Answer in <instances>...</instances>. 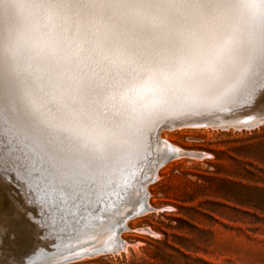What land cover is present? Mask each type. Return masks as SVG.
<instances>
[{
    "label": "clouds",
    "instance_id": "9594fccd",
    "mask_svg": "<svg viewBox=\"0 0 264 264\" xmlns=\"http://www.w3.org/2000/svg\"><path fill=\"white\" fill-rule=\"evenodd\" d=\"M264 82V0H0V124L70 178Z\"/></svg>",
    "mask_w": 264,
    "mask_h": 264
},
{
    "label": "rangeland",
    "instance_id": "374dc122",
    "mask_svg": "<svg viewBox=\"0 0 264 264\" xmlns=\"http://www.w3.org/2000/svg\"><path fill=\"white\" fill-rule=\"evenodd\" d=\"M0 125L4 136L8 127ZM161 138L181 153L148 187L153 211L127 223L120 252L67 264H264V127H191ZM153 144L145 140L131 168L148 162ZM27 150L45 165L44 157L29 145ZM203 154L208 157L200 160ZM107 186L113 183L82 179L69 189L68 200L82 203L78 212L84 213L83 200L95 201L91 194Z\"/></svg>",
    "mask_w": 264,
    "mask_h": 264
},
{
    "label": "bare ground",
    "instance_id": "6f19581e",
    "mask_svg": "<svg viewBox=\"0 0 264 264\" xmlns=\"http://www.w3.org/2000/svg\"><path fill=\"white\" fill-rule=\"evenodd\" d=\"M7 127L8 129H5L4 136L0 133V264H14L15 261L10 262V260L14 259L13 256L20 252L23 253L22 246L26 243L28 244V242H33V239L35 240V238L32 240L24 238V240L22 233H20L23 228L21 215H25L29 219L30 214V212L25 209L26 204L24 202L27 204L30 202V205L37 206L42 212L44 211L42 227H47L48 231H50L47 232L48 239L46 240V244L50 247L48 250L56 248L53 250H56L57 253L58 251L70 247L73 249L80 248L86 243L101 244L108 241H115V232L113 228L115 222L119 220L121 216H124L127 211L135 208L139 204L142 195L140 183L144 182L143 177L141 178V172L142 170H149V161L139 168L133 169L131 168L132 166H124L114 172L105 173L100 177L86 176L70 178L65 175L62 176L61 179V174H58L57 176L49 175L48 164L44 162L45 165H43L38 157H35L28 152V144L23 141L14 130L9 126ZM3 129L4 127H1L0 125V130ZM151 131L152 129L146 135L145 140L147 139L150 142H154L153 149L151 150L153 156L158 153L161 154L166 150H173L175 146L172 147L167 144L162 140L161 135L159 141H153ZM174 149L178 151L176 148ZM177 155H180V153ZM137 170L139 171V175ZM39 171L47 172V177L42 179L40 176H35V173ZM122 173L125 174V180L130 181L126 182L127 188H123L122 191L117 193L118 191H115L114 189L116 188L115 183L117 181L115 176L119 178ZM145 176L146 175L144 174V177ZM50 177L52 180H49ZM56 178H58V180H56ZM82 179L86 182L88 179H92L96 183H103V185L108 182L113 183L111 188H108V186L103 189L100 188L95 194H91L94 198L95 196L109 194V192H112L114 189V194L117 193L115 198L119 195L117 201L124 200V203L120 208L112 205V210L108 211L106 216L102 215V218L97 219L92 225V228H86L87 225H85V222L77 220V218L82 215L84 216V214L78 212L82 203L73 204L68 200L67 194L69 193V189L74 187L77 183L80 184ZM62 183L67 190H64V188L61 187ZM67 185H70V187H67ZM18 187H21V193H16V190L19 189ZM42 193L44 195H42ZM52 194L53 196H51ZM56 195L58 200L52 203V200L55 199L54 197ZM29 196L34 197L35 202L37 201V205H34V200L29 199V201L27 199ZM43 196L45 198H43ZM5 200H8L7 207L11 209L4 207ZM83 202L88 208L84 212L86 213L91 210L92 205L87 199H84ZM30 217L35 223H38V219H36L33 214H31ZM54 231H56V234L52 233ZM57 235L61 236L58 237ZM30 236L32 237L33 234H30ZM25 246V248L30 251L33 250L37 253L43 248L38 243H32L30 246ZM34 246L35 248H33ZM84 249L88 248L86 247ZM50 252L54 253V251ZM25 258L26 256L23 255L22 259Z\"/></svg>",
    "mask_w": 264,
    "mask_h": 264
},
{
    "label": "water",
    "instance_id": "95a60500",
    "mask_svg": "<svg viewBox=\"0 0 264 264\" xmlns=\"http://www.w3.org/2000/svg\"><path fill=\"white\" fill-rule=\"evenodd\" d=\"M258 85L259 83L257 84V86ZM245 99L246 98L242 99L238 104L234 106L227 107L218 111L191 113L161 119L152 128V140L159 141L161 133L165 131L185 129L194 126L208 127L216 131L233 130L237 132L254 131L256 129L264 127V92H260L259 95H257L254 101H252L250 104H246L244 102ZM178 153L181 152L176 151L173 148V150H166L161 154L158 153L153 156L152 153L150 155V157L148 158V164H150L149 170H142L141 172V178L143 177L144 182L140 183L142 195L140 197L139 204L135 208L127 211L124 216H121L119 220L115 222L113 227L115 232V241L113 242L108 241L106 243L101 244L86 243L80 248L73 249L70 247L65 250L58 251L57 253L56 250H53L56 248L48 250V248L50 247L46 244V240L48 239L47 232L50 231H48L47 227H42L44 211L42 212L37 206L30 205L31 203L28 201V204L24 202L26 204L25 209L29 211L30 214L29 219L25 215H21L23 228L20 233H22L23 239L25 238L32 240L33 238H35V240L33 239V242H28V244H24L22 246L23 253L20 252L14 255V259L10 260V262L15 261L14 264H67L75 261H80L88 256L96 257L117 253V251L122 249L124 246V243L121 241L120 236L125 231H127V223L136 217L143 216L153 211L152 208L149 206L148 187L156 181L159 170L164 167L167 163L177 158ZM206 157H208V155L203 154L199 157V159L202 160ZM144 174L146 175L145 177ZM124 177V173H122L119 178L115 176L117 181L115 183L116 188L114 189L115 191H118L117 193L122 191L123 188H127L126 182L130 180H125L126 178ZM18 188L19 189L16 190V193H21V187ZM113 190L112 192H109V194L97 196L96 200L91 202V210L87 211L86 213H82L84 214V216L82 215L81 217L77 218V220L85 222V225H87L86 228H92V225L97 221V219L102 218V215L106 216L107 212L112 210V205H115L117 208H120L123 205L124 200L118 202L117 200L119 199V195H117V198H115L117 193L114 194L115 191ZM42 195L44 194L42 193ZM51 196H53V194ZM43 198L45 197L43 196ZM54 198L55 199L52 200V203L58 200L57 195ZM27 199L34 200V197L29 196V198ZM5 201L6 202L4 204V207L8 208V200ZM34 205H37V201L35 202V200ZM31 214H33L34 217L38 219V223H35L31 219ZM52 233L56 234V231ZM30 234H33V236L31 237ZM57 236L60 237L61 235ZM32 243H38L40 246L43 247L39 253L33 250L30 251L29 249L25 248V245L30 246ZM35 246L33 248H35ZM86 247L88 249H84ZM50 251H54V253H51ZM23 255L26 256L25 259H22Z\"/></svg>",
    "mask_w": 264,
    "mask_h": 264
},
{
    "label": "snow or ice",
    "instance_id": "6c2138e0",
    "mask_svg": "<svg viewBox=\"0 0 264 264\" xmlns=\"http://www.w3.org/2000/svg\"><path fill=\"white\" fill-rule=\"evenodd\" d=\"M260 92H264V82H260L258 86H254L252 92L246 97L244 102L246 104H250L252 101H254V99L256 98L257 95H259ZM48 172H49V175L51 176H57L58 174H61V179H62V173L54 169L50 165H49ZM61 187L64 188V190H67V188L65 187L63 183ZM67 187H70V185H67Z\"/></svg>",
    "mask_w": 264,
    "mask_h": 264
}]
</instances>
